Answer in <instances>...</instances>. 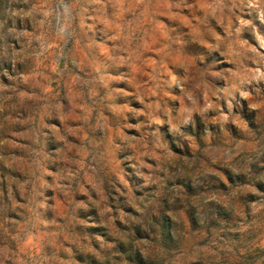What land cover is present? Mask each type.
Masks as SVG:
<instances>
[{
    "label": "rangeland",
    "instance_id": "374dc122",
    "mask_svg": "<svg viewBox=\"0 0 264 264\" xmlns=\"http://www.w3.org/2000/svg\"><path fill=\"white\" fill-rule=\"evenodd\" d=\"M260 181L264 0H0V264H264Z\"/></svg>",
    "mask_w": 264,
    "mask_h": 264
},
{
    "label": "trees",
    "instance_id": "16d2710c",
    "mask_svg": "<svg viewBox=\"0 0 264 264\" xmlns=\"http://www.w3.org/2000/svg\"><path fill=\"white\" fill-rule=\"evenodd\" d=\"M255 186L259 191L264 192V183L263 182H261V181L256 182ZM166 230H168V229H166Z\"/></svg>",
    "mask_w": 264,
    "mask_h": 264
}]
</instances>
